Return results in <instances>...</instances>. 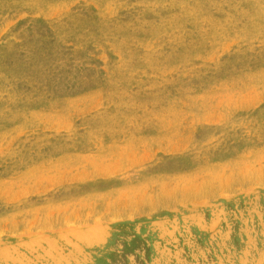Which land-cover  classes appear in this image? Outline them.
<instances>
[{
    "label": "rangeland",
    "instance_id": "1",
    "mask_svg": "<svg viewBox=\"0 0 264 264\" xmlns=\"http://www.w3.org/2000/svg\"><path fill=\"white\" fill-rule=\"evenodd\" d=\"M0 264H264V0H0Z\"/></svg>",
    "mask_w": 264,
    "mask_h": 264
}]
</instances>
